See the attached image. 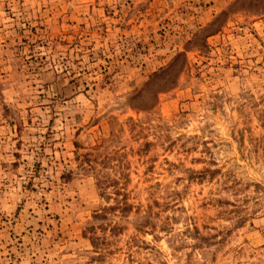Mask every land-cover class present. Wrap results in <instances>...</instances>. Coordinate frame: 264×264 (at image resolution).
<instances>
[{"label": "rangeland", "instance_id": "rangeland-1", "mask_svg": "<svg viewBox=\"0 0 264 264\" xmlns=\"http://www.w3.org/2000/svg\"><path fill=\"white\" fill-rule=\"evenodd\" d=\"M0 264H264V0H0Z\"/></svg>", "mask_w": 264, "mask_h": 264}]
</instances>
